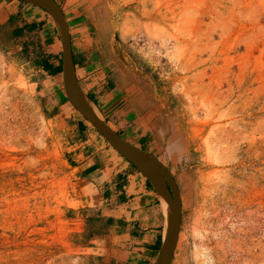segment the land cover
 <instances>
[{
	"label": "rangeland",
	"instance_id": "374dc122",
	"mask_svg": "<svg viewBox=\"0 0 264 264\" xmlns=\"http://www.w3.org/2000/svg\"><path fill=\"white\" fill-rule=\"evenodd\" d=\"M149 2L166 22L125 34L136 84L166 97L162 122L184 140L161 162L181 203L170 264H264V0ZM32 58L0 25V264H98L65 152L74 121L46 102Z\"/></svg>",
	"mask_w": 264,
	"mask_h": 264
},
{
	"label": "crops",
	"instance_id": "0c3cea01",
	"mask_svg": "<svg viewBox=\"0 0 264 264\" xmlns=\"http://www.w3.org/2000/svg\"><path fill=\"white\" fill-rule=\"evenodd\" d=\"M54 1L67 25L75 78L97 114L113 120L115 132L163 163L170 154H182L184 140L177 139L176 124L162 122L168 100L148 102L150 97L135 82V62L129 60L138 50L130 49L128 27L166 22L163 12L153 11L149 0ZM0 25L29 49L49 106L74 121V140L67 142L65 152L79 184L81 206L97 217L91 242L98 264H153L166 230V209L144 175L110 147L66 97L56 23L38 6L0 0ZM169 127L164 152L160 140ZM170 143L182 149H169Z\"/></svg>",
	"mask_w": 264,
	"mask_h": 264
},
{
	"label": "water",
	"instance_id": "95a60500",
	"mask_svg": "<svg viewBox=\"0 0 264 264\" xmlns=\"http://www.w3.org/2000/svg\"><path fill=\"white\" fill-rule=\"evenodd\" d=\"M45 10L56 23L61 35L62 79L66 97L75 109L119 154L127 159L151 184L166 208V230L153 264H170L181 222V203L177 184L160 160L117 134L95 111L83 94L74 75L69 35L62 11L54 0H21ZM163 203V201H162Z\"/></svg>",
	"mask_w": 264,
	"mask_h": 264
},
{
	"label": "bare ground",
	"instance_id": "6f19581e",
	"mask_svg": "<svg viewBox=\"0 0 264 264\" xmlns=\"http://www.w3.org/2000/svg\"><path fill=\"white\" fill-rule=\"evenodd\" d=\"M187 17H188V16H187ZM155 29H157V28H155ZM158 30H159V29H158ZM158 30H157V31H158ZM157 31H156V32H157ZM157 33H158V32H157ZM182 34H183V33H182ZM179 199H180V197H179ZM162 201H163V205H164V207H165V209H166V208L168 207V205H167V203H166L164 200H162ZM198 218H199V217H198Z\"/></svg>",
	"mask_w": 264,
	"mask_h": 264
},
{
	"label": "trees",
	"instance_id": "16d2710c",
	"mask_svg": "<svg viewBox=\"0 0 264 264\" xmlns=\"http://www.w3.org/2000/svg\"><path fill=\"white\" fill-rule=\"evenodd\" d=\"M117 134H119L118 132H116Z\"/></svg>",
	"mask_w": 264,
	"mask_h": 264
}]
</instances>
